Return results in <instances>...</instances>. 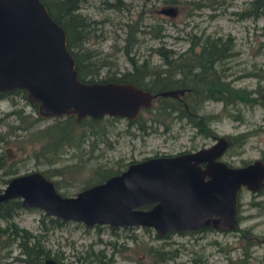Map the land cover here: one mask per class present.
<instances>
[{
  "label": "rangeland",
  "instance_id": "rangeland-1",
  "mask_svg": "<svg viewBox=\"0 0 264 264\" xmlns=\"http://www.w3.org/2000/svg\"><path fill=\"white\" fill-rule=\"evenodd\" d=\"M102 1L80 0L78 12L92 23L93 36L84 46L96 51L99 58L106 56V60L110 62L108 66L110 70H114V74L128 68L119 47L123 43L125 25L137 21L140 23L138 30H141L142 26L156 23L163 28L162 33L165 34L160 43L151 39L148 34L136 32L134 35L138 45L134 49V58L137 60L146 59L152 64H157L159 57L149 48L154 49L163 44L166 49L180 52L187 47L185 37L188 32H194L202 38L220 37L224 40L230 37L227 45H230L228 47L231 54L219 66L225 72L226 80L231 81L235 87L250 89L255 84L252 74L264 75V48L260 45L264 42V32L261 31L264 13L254 20L250 17L239 19L238 16V13L248 8L251 0H118L125 5L121 10L105 8ZM168 7L173 8V16L158 12ZM100 70L98 77H103L106 68ZM260 83L264 85V78ZM12 108H21L22 114H35V110L30 108L20 93L7 94L0 100V133H5L7 124L15 123L12 115L2 117L3 112ZM238 109L242 122L223 115L218 101L206 102L202 107L203 112L223 115L210 124L214 134L206 138L192 135V128L176 120H172L167 130L163 131L161 127H157L155 131L141 137L133 127L126 125L125 119L118 118L108 127L107 141L111 142L110 149L100 147L101 150L93 151L90 156L69 150L49 166L59 169L61 174L52 179L61 182L60 192L70 193L93 181L94 177L87 167L98 165L113 169L116 167V160L125 164L146 157L188 152L209 146L214 141V136L224 137L236 132L248 133L244 145L235 154H223L221 160L233 166H239L240 161L251 162L259 158L260 150L264 151V101L262 105L252 108L238 105ZM231 112L234 111L231 109ZM142 116L148 118L147 113H142ZM50 122L51 119H42L37 125L43 126ZM126 130L133 132L134 136L125 133ZM7 138L5 143L0 141V158L9 169L16 167L17 174L41 169L39 165H34L32 159L26 158L30 151L28 145L18 149L15 147L17 143L12 141V136ZM5 178L2 176L0 180ZM2 187L3 184H0V189ZM253 202L257 205L252 206ZM237 207L240 217L236 223L238 230L248 228L255 235L256 243L247 249L244 248L243 238H239V231L234 230L170 232L166 238L157 239L150 228L145 231L142 227H131L128 230L119 227L116 230L118 236H115L105 227L86 230L81 224L69 221L48 230L42 244L51 253H60L61 261L66 263L76 262V255L82 254L87 246L92 244L94 250L103 248L105 255L111 254L112 264H150L152 256L158 252L171 253V259L165 264H192V259L200 262L195 264H264V194L252 195L241 189ZM41 214V211L35 208H23L9 221L17 228L38 234ZM4 225L5 221L0 220V226ZM129 236H133V239ZM108 240L115 241V247L119 246V251H111L110 246H104L102 242ZM14 257H19L14 244L0 248V264H23Z\"/></svg>",
  "mask_w": 264,
  "mask_h": 264
},
{
  "label": "water",
  "instance_id": "water-1",
  "mask_svg": "<svg viewBox=\"0 0 264 264\" xmlns=\"http://www.w3.org/2000/svg\"><path fill=\"white\" fill-rule=\"evenodd\" d=\"M161 14L174 15L171 7ZM21 90L36 116L52 119L116 117L134 120L156 96L176 97L182 90L152 94L129 82H85L77 78L63 29L40 0H0V92ZM225 137L207 147L128 163L102 182L61 196L38 171L11 177L0 203L21 206L83 227H145L161 236L208 227L236 228V195L264 186V162L231 166L221 160ZM147 206V207H146ZM42 264H60L47 258Z\"/></svg>",
  "mask_w": 264,
  "mask_h": 264
},
{
  "label": "trees",
  "instance_id": "trees-1",
  "mask_svg": "<svg viewBox=\"0 0 264 264\" xmlns=\"http://www.w3.org/2000/svg\"><path fill=\"white\" fill-rule=\"evenodd\" d=\"M40 1L45 6L51 19L64 31L65 45L73 59L74 69L79 80L85 82H129L152 94H158L163 91L182 90V94L176 97L156 95L151 100L150 106L141 109L134 120H125L126 125L129 128L133 127L141 137L148 132L155 131L157 127H161L163 131L167 130L172 120L182 121L189 128H192V135L203 138L210 137L214 134L210 128V124L223 115L230 117L232 120L242 122L238 105L252 108L263 104L264 85L260 81L263 80L264 75L258 73L252 74L255 78V84L250 89H245L235 87L230 83L231 81L226 80V74L219 66L231 54L229 51L230 47H228L230 45H227V41L231 40L230 37L222 40L221 45L213 46V51L208 47L210 51L206 53L204 50L194 54H188V51H185L181 54L178 53L177 57H173L175 53H172L170 49H166L163 44H160L154 49L149 48L152 53L159 57V63L152 64L146 59L137 60V58H134V49L138 45L134 34L136 32L148 34L151 39L162 43V39L165 36L162 33L163 28L154 23L142 26L143 28L138 30L137 27L140 23L134 21L125 25L126 30L122 38L123 43L119 47L121 54L128 64V68L114 74V70H110L108 66L110 62L106 60V56L99 58V54L96 51L89 50L84 46L90 37L93 36V33L91 31L92 23L87 21L84 16L76 13V9L80 6V0ZM117 2L118 4L115 0H112L110 7L114 10L123 9L125 5L121 4L118 0ZM263 13L264 0H251L248 8L238 13V16L239 19L250 17L254 20ZM261 31L264 32V25L261 26ZM185 38L188 40L192 37H189L187 34ZM203 39L206 40L207 45L215 44V41L212 43L211 41H207L215 40V38L203 36ZM216 39H220V37H216ZM260 45L264 48V42L260 43ZM201 48L204 49V46ZM103 67L106 68L105 75L98 77L100 69ZM194 67L197 70L196 72H192ZM12 93H20L22 98L25 99V93L21 90L6 92V94ZM208 101H218L221 104V113L223 115L203 112L202 107ZM29 106L32 110L35 109L34 105L29 104ZM231 109L234 111L233 113ZM22 113L21 108H12L8 112L2 113V117L4 118L12 115L15 123L6 125L7 130L5 133H0V141L5 143V140L8 139L7 137L11 135L13 143H17L15 144L16 148L19 149L24 145H28L30 151L26 158L32 159L34 165L41 167V169L33 171H38L44 178L50 180L56 192L61 196H71L80 189L102 182L105 178L119 173L128 163L136 162V160H131L130 162L121 164L116 160V167L113 169L98 165L87 167L94 177L92 182L89 181L70 193L60 192L61 182L52 179L54 176L61 175L59 169L49 168V166L60 159L62 155L68 153L69 150L73 153L76 152L90 156L95 150L110 149L109 144L111 145V142L107 141L108 127L118 118L107 116L99 118L85 117L77 123L74 120V116H60L52 118L51 122L46 125L38 126L37 122L42 120V118L36 116L34 113L32 115L31 113ZM142 113H147L148 118H144ZM125 133L134 136V133L129 130H126ZM247 135L248 133L245 132H236L233 135L224 136L227 140V147L223 154H235L244 145ZM100 147L102 148L99 149ZM258 159L264 162V151L260 150ZM247 163L249 162L240 161L239 166ZM7 167L5 161L0 158L2 176L6 177L4 180H0V184L3 185L9 177L17 174L16 167L14 169ZM238 192L236 202L238 201ZM251 194H264V186L256 193ZM254 205H257V203L253 202L252 206ZM23 208L25 207L21 206L19 199H9L0 203V220L5 221V225L0 226V237L2 238L0 240V248L10 247L14 244L19 255V257H14L15 259L23 262V264H42V261L46 258H51L60 264H112L111 254L105 255L103 248L94 250L91 246L92 244H89L82 254L76 255V262H62L61 254L58 252L51 253L49 249L43 246L42 240L48 230L62 226L64 221L41 214L38 226L39 233L31 234L26 230L15 227L9 221L18 210ZM236 220L237 223L240 220L238 213L236 214ZM102 227L107 228L111 234L118 236L116 230L119 227L94 225L91 228L100 229ZM84 228L86 230L90 229ZM120 228L122 230L131 229V227ZM142 229L148 231V228L142 227ZM198 231H213V229L204 227ZM234 231H239V238H243L245 249L256 243L255 235L248 228L238 230L236 226ZM169 233L167 232L161 236L154 235V238H166ZM129 237L133 239V236ZM97 242H100V240H97ZM102 243L104 246H110L111 251H119V246L115 247V241L108 240ZM213 243L215 244V242ZM120 248L122 249V246ZM152 257L153 259L150 261V264H165V262L171 259L172 255L168 252L166 254L165 252H158V254H154ZM195 263L200 262L192 259V264ZM239 264H244V262Z\"/></svg>",
  "mask_w": 264,
  "mask_h": 264
},
{
  "label": "flooded vegetation",
  "instance_id": "flooded-vegetation-1",
  "mask_svg": "<svg viewBox=\"0 0 264 264\" xmlns=\"http://www.w3.org/2000/svg\"><path fill=\"white\" fill-rule=\"evenodd\" d=\"M116 1V3L118 4V2H117V0H115ZM102 4L105 6V8H111L110 7V5L112 4V2H108V1H106V0H103L102 1ZM116 4V5H117ZM79 7L80 6H78V8L76 9V13H79L78 12V9H79ZM188 36L189 37H192V38H189L188 40H186L187 41V47L184 49V50H181L180 52H175L174 50H171L172 51V53H175L174 55H173V57H177V54L179 53V54H181L182 52H185V51H188V54H194V53H198L199 51H201V50H204L205 51V53L207 52V51H210L209 50V48L208 47H210L211 48V51H213V46H216V45H221L222 44V40L221 39H216L215 38V40H207V41H211V43L212 42H214L215 41V44H206V40H204L203 38H202V36H197V34H195L194 32H188ZM202 46H204V49H202L201 47ZM231 46H232V44H231ZM215 55V54H214ZM197 70L195 69V67L192 69V72H196ZM1 99H3V97H5V96H7V94H6V92H1ZM0 99V100H1ZM28 172H30V171H28ZM24 173H26V172H24ZM20 174V173H19ZM22 174V173H21ZM16 175H18V174H16ZM15 176V175H14ZM11 177H13V176H11ZM11 177H9L8 178V180L11 178ZM7 180V181H8ZM6 181V182H7ZM5 185V184H4ZM3 185V186H4ZM3 188V187H2ZM1 188V189H2ZM0 189V190H1ZM241 189H244V188H241ZM240 189V190H241ZM240 190H239V192H240ZM238 192V193H239ZM250 193V192H249ZM253 204V203H252ZM237 211H238V207H237V202H236V214H237ZM236 217V216H235ZM236 222H237V220H236ZM211 229V228H210ZM198 231V230H197ZM193 232H195V231H193ZM222 232V231H221Z\"/></svg>",
  "mask_w": 264,
  "mask_h": 264
},
{
  "label": "bare ground",
  "instance_id": "bare-ground-1",
  "mask_svg": "<svg viewBox=\"0 0 264 264\" xmlns=\"http://www.w3.org/2000/svg\"><path fill=\"white\" fill-rule=\"evenodd\" d=\"M47 259V258H46ZM51 259V258H50ZM53 260V259H52Z\"/></svg>",
  "mask_w": 264,
  "mask_h": 264
}]
</instances>
